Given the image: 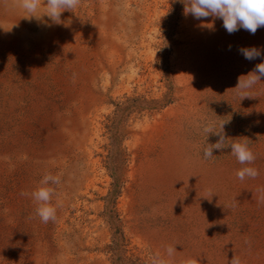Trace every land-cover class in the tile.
Returning <instances> with one entry per match:
<instances>
[{
    "label": "rangeland",
    "instance_id": "374dc122",
    "mask_svg": "<svg viewBox=\"0 0 264 264\" xmlns=\"http://www.w3.org/2000/svg\"><path fill=\"white\" fill-rule=\"evenodd\" d=\"M183 10L81 0L56 25L0 0V264H264V77L253 98L235 88L264 62V27ZM228 118L250 165L203 156L219 139L204 128ZM245 166L258 175L238 179ZM45 174L60 177L48 223L31 196Z\"/></svg>",
    "mask_w": 264,
    "mask_h": 264
},
{
    "label": "clouds",
    "instance_id": "9594fccd",
    "mask_svg": "<svg viewBox=\"0 0 264 264\" xmlns=\"http://www.w3.org/2000/svg\"><path fill=\"white\" fill-rule=\"evenodd\" d=\"M80 2L81 0H15V3L28 13L26 16H23L25 19L31 20L35 18L39 21L46 15L52 24L56 25L63 23L61 21L63 11L68 10L73 12L79 6ZM180 2L184 4V14H191L197 20H207L209 17L222 19L223 26L229 34L243 28L254 35L258 28L264 27V0H180ZM42 5L44 6V10L37 15L36 13ZM52 24H47L46 26L51 27ZM64 26H67V24L65 23ZM203 26L214 29V24L211 22ZM239 51L248 60L262 56L261 51L255 47H242ZM262 77H264V62L257 64L254 71L238 79L235 88L241 90L240 100L254 97L243 90L252 88L258 81H261ZM228 123H230V118L220 122L218 130L214 131L211 126L204 128L206 137L209 133H213L219 137L216 143H206V146L203 147L202 152L204 158L213 157L214 149L223 150L230 148L232 155L236 157L241 165L252 164L256 157L250 150L246 140H229L225 143L226 136L224 134V127ZM257 175V169L247 166L240 168L236 172L237 178L241 181L246 177L255 178ZM59 183V176L45 174L39 182L40 186L31 193L32 198L38 205L36 213L43 223H48L50 220L54 221L56 219V208L51 204L54 189L48 185H58ZM21 195H27V193H21ZM174 249V245L167 246L165 249L166 255L171 257ZM150 264H169V261L160 252H157L151 257ZM230 264H246V261L233 256Z\"/></svg>",
    "mask_w": 264,
    "mask_h": 264
}]
</instances>
